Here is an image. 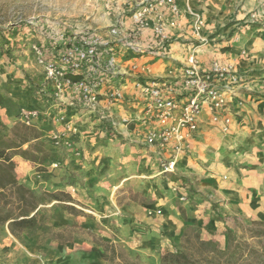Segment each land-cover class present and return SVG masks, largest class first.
Instances as JSON below:
<instances>
[{
	"label": "crops",
	"instance_id": "1",
	"mask_svg": "<svg viewBox=\"0 0 264 264\" xmlns=\"http://www.w3.org/2000/svg\"><path fill=\"white\" fill-rule=\"evenodd\" d=\"M111 1L114 10L108 23H120L121 31L112 36L108 30L104 36H110L114 41L116 71L119 74L106 76L105 83L101 86L102 97L97 112L87 110L80 114L75 110L71 114L68 110L69 114L66 113L70 121L77 120L82 125L83 121L85 130L88 131L92 128L96 131L97 128L93 125L97 122L105 124H100L101 132L106 124L110 125L107 135L127 141L116 145L122 151H128L126 160L131 159L134 164H131L130 173L124 174L121 169L112 177L103 175L99 182H88L89 187L79 188L74 185L77 188L75 195H79L78 200L85 202L83 198L88 197L91 190L99 196H110L125 181L139 185V192H142L146 201L131 200L108 211L120 221L118 226L121 227L122 241L134 248L148 264H161L160 256L164 250L172 249V244H176L183 231L192 225L202 229L203 238L221 241L225 245L227 227H234L239 222H264V0H179L181 13L175 16L164 9V18L176 21L174 26L167 25V31L179 36L180 40L165 48L162 56L135 54L125 47V42L137 39L131 31V12L136 2ZM198 16L203 19L204 24L197 35L194 32V20ZM142 40H146L147 45L155 44L151 36H147V32ZM195 47L202 70H208L215 60L232 63L242 76L241 83L227 93L226 103L218 120L214 121L212 112L207 107L204 108L198 129L188 139L182 152L177 154L171 148L160 149L158 146L147 145L146 134L156 123L150 119L136 120V116L141 117L143 113L146 96L135 87V80H166L176 92L184 94L183 68ZM133 65L137 68L133 69ZM44 82L45 90L48 91L50 87L56 95V86L47 79ZM17 84L12 86L14 89L9 90L7 87V90L0 91L6 98L20 101L24 97H19L18 92L21 90L22 94L26 87ZM117 84L124 99L121 103L114 102L109 106L105 96ZM53 99L47 112L42 111L41 101L31 100L41 112L38 119L41 123L36 127L42 132V140L49 137L53 129L60 128L55 117L65 112L64 109L84 108L80 96L70 89H65L62 94H58L57 99ZM8 108L7 105L0 106V123L6 121L3 114L7 113ZM49 113L53 121L43 120ZM125 117H133L134 121L122 122ZM225 118L230 120L227 131L223 129ZM2 134L6 132L0 127V136ZM55 148L52 144V150ZM162 155L168 161H175L173 173L170 174L172 177L164 187L160 186V178H156L153 169V159ZM136 158L137 161L134 160ZM14 160L17 168L24 173L20 182L27 183L28 174L36 167L19 155ZM75 166L57 169L56 173L65 172L70 175V170L78 168L77 164ZM89 175L92 177L93 173ZM53 179L52 185L61 186L56 191H67L70 185H65V182L68 179H61L59 175ZM55 180L59 182L56 183ZM177 185L181 186L179 189L183 193L191 187L195 188L196 192L191 193L194 198L192 201L201 202L194 206L190 198V203H179L181 194L173 189ZM159 208L162 216L156 215ZM189 210L192 211L191 215L188 214ZM5 232L8 233V241L1 248L8 255L15 256L18 253L20 264H70L77 254H84L76 252L78 244L71 248L56 241L51 242L55 252L45 250L47 248H43L44 251L41 252L40 238L33 239L30 245H23L7 228ZM163 232L167 234L163 235ZM8 243L17 252L9 248ZM150 255L152 258H149ZM15 260L9 258V264Z\"/></svg>",
	"mask_w": 264,
	"mask_h": 264
},
{
	"label": "rangeland",
	"instance_id": "2",
	"mask_svg": "<svg viewBox=\"0 0 264 264\" xmlns=\"http://www.w3.org/2000/svg\"><path fill=\"white\" fill-rule=\"evenodd\" d=\"M137 1L135 0V2ZM113 10L111 0H0V90H7V87L9 90L14 89L12 86H15L16 83L26 87L22 90V94L21 90L18 92L19 97L20 95L24 97L22 100L7 98L9 108L7 113L3 114L6 121L0 123V127L6 132V134L1 135L6 144L16 145L19 143L20 139L15 134L17 133L15 128L24 125L19 120L21 109H38L37 104L31 102L32 99L37 102L41 101L42 111L47 112L50 102L54 100L53 98H58L57 95L53 94L52 88L49 87L48 91L44 88V79L46 78L36 62L34 51L31 48L32 45H46L49 50H52L65 44L57 43L61 36H64L65 41L68 42L75 33L82 36H92L99 33L107 38L104 35H107L111 26L108 21L113 15ZM68 110L71 114L75 110L80 114L82 111H87L86 108L80 109L77 107L76 109H64L65 112L63 113L67 112L69 114ZM71 110L74 111L71 112ZM49 116H51V113L47 114L43 120L53 121V117ZM76 121L74 122L77 123L78 133L73 135L74 148L67 150L63 147H56L52 150L53 143L50 136L45 137V140L41 141L44 150L49 155L48 158L42 163L31 162L36 168L28 174L27 183L22 182L26 187L38 192L59 193L60 191L55 189L61 186L52 185L53 177L59 175L61 179H68L65 185L70 186L67 187L65 193L74 202L53 201L50 204L41 205L40 213L43 217L41 227L32 234H25L16 238L23 245H30L33 239L40 238L39 248L41 252L44 251L43 248L55 252V249L52 248V241L67 244L71 248L78 244V248H75L76 252L84 254L83 256L77 254L70 264H121L126 257L137 260L141 264H148L147 261L142 260V256L135 252L134 248H130L129 244L122 241L121 227L118 226L120 221L116 215L114 216L108 211V209H116V205L127 204L131 200L146 201L147 199L143 197L142 192H139V185L131 181H125L110 196H99L91 190L88 197L84 196L85 202L78 200L79 195H75L77 191L73 192L71 190L74 185L79 188L89 187L88 182H93V180L99 182L104 177L103 175L112 177L116 171L119 172L121 169L124 174L130 173L132 170L131 164H134V162L131 159L126 160L129 154L126 152L128 151H122L120 146L116 145L127 141L107 135L106 131L110 128L108 124L104 127L103 132L99 130L101 122L93 125L97 128L96 131L93 128L88 131L85 130L86 127L83 121V125ZM38 123L41 122L37 121L36 125ZM116 124L118 125V123ZM101 126H105V124H101ZM33 128L38 129L37 127ZM105 144H108V146ZM27 148L28 144L23 146V149ZM37 155L43 157L44 154ZM134 160L137 161V158ZM55 161L61 162V168L63 169L73 168L76 164L78 168L70 170V175L65 174V172L56 173L57 169L52 168L51 165ZM167 163L168 158L165 159L163 155L153 159V169L157 175L156 178H160L159 184L161 187H164L172 177L170 174L173 171L166 170L165 165ZM16 171L20 182L24 173L18 168ZM91 173H93V176L89 177ZM55 182L58 183L59 181L55 180ZM156 184L158 185V183ZM177 186L181 187L180 185ZM156 190L158 191V189ZM178 192L188 197V201L178 199L179 203H190V198L194 206L201 202V200L192 201L194 198H192L191 193L196 192L193 187L187 189L185 193L181 190ZM79 193L80 195L83 194L82 192ZM67 204L73 205L79 212L71 214L66 209ZM160 210L159 208L156 211V215L162 216V214H159ZM191 213L192 211L189 210L188 214L191 215ZM183 215L185 216V214ZM250 223L247 221L240 224L249 226ZM6 228L8 229L7 225H0V264H9V258L16 259L11 264H20L18 253L15 256H13L14 254L8 255L9 253L4 252L1 248V245L8 238V233L5 232ZM188 228L178 237L176 244H172L173 248H184L183 234ZM166 234V232H163V235ZM168 235H171V233H168ZM246 235H250V233L247 232ZM104 243L116 245L118 249L116 254H113L111 246H107V248ZM218 243L221 247H226V244L224 245L221 241ZM187 245L188 243L185 246ZM8 246L14 252H17L13 245L8 243ZM113 255L115 256L114 260L111 259ZM149 258H152V255ZM37 263L32 262L30 264Z\"/></svg>",
	"mask_w": 264,
	"mask_h": 264
},
{
	"label": "built area",
	"instance_id": "3",
	"mask_svg": "<svg viewBox=\"0 0 264 264\" xmlns=\"http://www.w3.org/2000/svg\"><path fill=\"white\" fill-rule=\"evenodd\" d=\"M164 9L175 16L180 14L179 0H138L131 12V31L137 39L125 42V47L135 54L162 56L165 48L179 41V36L167 31V25L174 26L176 21L166 20ZM203 24L200 16L195 18V34L198 35ZM120 31V23L112 24L109 28L112 36L120 34ZM146 32L155 44L147 45V41L142 40ZM57 43L65 44L52 50L46 45H32L38 66L47 81L56 86L57 96L65 89H70L80 96L84 108L97 112L102 97L101 86L105 83L106 76L119 74L116 71L114 41L110 36L105 38L99 33L92 36L75 33L68 42L61 36ZM196 48L188 55L183 68L184 94L176 92L166 80H135V87L146 96L143 113L141 117L136 116V120L150 119L156 123L146 134L147 145L158 146L160 149L171 148L177 154L182 152L188 139L198 129L204 108L207 107L212 112L214 121L218 120L224 109L227 93L232 92L234 86L240 85L242 76L232 63L215 60L208 70H202L197 60ZM132 68L137 67L133 65ZM105 98L109 106L114 102L121 103L124 96L120 86L117 84V87L108 91ZM40 115L39 109L22 108L19 120L26 126L36 127ZM55 121L60 128L51 131L49 136L52 143L58 148L73 149V135L78 133L77 123L70 121L64 113L57 115ZM133 121V117L122 119V122ZM229 121V118L224 120L225 131L228 130ZM51 165L54 169H61L59 161ZM165 166L166 170L172 171L175 161L170 160ZM179 188H173L181 194L179 199L188 201L185 194L178 192ZM71 190L75 192L77 188L72 187Z\"/></svg>",
	"mask_w": 264,
	"mask_h": 264
},
{
	"label": "trees",
	"instance_id": "4",
	"mask_svg": "<svg viewBox=\"0 0 264 264\" xmlns=\"http://www.w3.org/2000/svg\"><path fill=\"white\" fill-rule=\"evenodd\" d=\"M75 79L77 77H74ZM7 105L6 96L0 91V106ZM20 141L16 145H8L0 136V225H7L15 237L32 234L41 227L42 215L40 206L53 201L74 202L65 192H38L20 183L17 175L16 155L34 163H42L48 158L42 143V132L29 126L15 128ZM28 144L27 149L23 146ZM44 154L40 157L37 154ZM66 209L77 213L73 205ZM249 232L250 235H246ZM226 247H221L214 239L202 237V229L197 225L189 226L183 234L184 248L166 249L160 256L161 264H264V222L253 221L249 226L237 223L227 227ZM111 246L113 254L116 245ZM107 247V248H108ZM111 257L114 260V256ZM121 264H141L137 260L127 258Z\"/></svg>",
	"mask_w": 264,
	"mask_h": 264
}]
</instances>
